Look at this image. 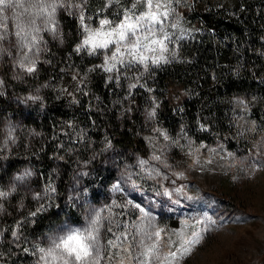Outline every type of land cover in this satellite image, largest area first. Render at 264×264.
Wrapping results in <instances>:
<instances>
[{"label": "rangeland", "instance_id": "obj_1", "mask_svg": "<svg viewBox=\"0 0 264 264\" xmlns=\"http://www.w3.org/2000/svg\"><path fill=\"white\" fill-rule=\"evenodd\" d=\"M195 1L171 0L168 5L170 12L163 21V31H156L152 37L164 40L166 51L161 52L159 44L152 46L154 51L143 50V54L148 57L147 68L143 63H129L131 58L125 57L124 66L117 64L112 72L104 71L99 66L104 65L105 55L111 56L114 51L115 45H110L109 49H97L92 56L100 57L99 61L85 66L79 73L71 68L69 86L67 84L65 89L64 85H59L56 96L64 91L71 97L70 102L77 101L74 89L84 83L83 71L99 68L121 93L117 104L119 112H129L134 93L147 89L148 71L174 57L177 43L192 33V26L184 13L191 10ZM115 2L117 0L111 3L106 0V5ZM132 2L130 0L129 4H125L120 14L113 13L112 16L104 15L93 20L92 15L85 13L83 2L71 0L73 5L79 4L81 7H58L55 19L57 21V14L62 9L76 13L79 18L83 11L85 25L97 29L100 28L101 19H108L112 24L105 26L107 30L120 23L125 9L130 8ZM161 2L167 3V0ZM64 3L67 5L69 0H64ZM38 4L39 0H13L12 7L0 12V66L6 69L13 81L26 88L14 96L20 109H28L38 102L45 103V84L39 81L40 62L48 63V42L60 40L58 21L56 33L45 30L43 20L36 16ZM146 10L142 0L134 11L139 14ZM34 17L41 31L37 33L39 41L33 46L30 37L22 40L15 33L18 24H26ZM156 27L159 29L160 25ZM165 34L167 39H164ZM85 35L83 31L78 44ZM24 44L32 50L29 51ZM25 53L29 60L36 61L32 73L19 66ZM78 53L89 54V51L84 49ZM161 55L164 60L152 63L153 59ZM131 84H136V87L130 89ZM3 91L4 78L0 73V93ZM250 104L249 99L242 95L233 100L236 132L247 143L246 149L236 151L226 149L219 142L194 141L190 137L171 135L156 121V100L142 110L146 122V130L142 134L150 148L144 157L107 142L96 149L93 142L89 144L84 139V132L80 134L76 131L70 136L61 129L59 138L53 135L56 158L47 177L41 178L31 163L16 169L7 180L0 169V192L6 194L0 196V264H45L41 259L44 254L39 249H47L53 238L65 234L71 228L88 227L90 219L97 212L101 216L97 225L101 264H137L142 259L139 256V242H149L147 235L156 229H163L160 253L163 255L169 251V242H172L171 250L174 251L181 239L177 233H182L184 237L190 236L193 225L196 230H203L206 226L203 221L206 219L215 220L216 224L210 226V231L203 233L201 242L177 264H264V129L251 117ZM17 115H10L4 121L0 137V164L12 157V150L20 140L30 147L37 145L39 148L44 144L45 137L40 135V131L25 124ZM78 136L79 140L75 138ZM86 153L87 157H83ZM140 160L147 163L141 166ZM63 161L72 165L66 182L65 200L66 206L70 205L76 210L77 220L66 216L52 227L32 236L25 217L31 216L42 205L44 208L58 201L57 184L63 175ZM102 173L110 177L105 183ZM178 173H183V176H178ZM114 185H118V190ZM178 188L182 190L177 192ZM15 197H18V202H15ZM137 204L145 211L141 212L135 207ZM14 206L16 209L12 212ZM197 220L202 223L197 225ZM141 228L143 232L138 231ZM113 233H127L128 238L121 247L108 245V240L114 239ZM152 264L157 262L153 261Z\"/></svg>", "mask_w": 264, "mask_h": 264}, {"label": "trees", "instance_id": "obj_2", "mask_svg": "<svg viewBox=\"0 0 264 264\" xmlns=\"http://www.w3.org/2000/svg\"><path fill=\"white\" fill-rule=\"evenodd\" d=\"M76 1L84 3L85 13L92 15L93 20L120 14L130 2L119 0L106 7V0ZM184 15L189 19L192 33L177 43L174 57L148 71L147 89L134 93L130 111L119 112L117 104L121 93L99 68L83 71L84 83L74 89L77 101L70 102L71 97L64 91L56 96L59 85H64L65 89L67 84L69 86L71 68L79 73L100 58L75 51L83 32L80 18L74 12L59 10L60 40L48 42V63L40 62L39 81L45 84V103L20 109L14 96L26 88L13 81L0 66L4 78V91L0 93V137L5 119L13 114H18L25 124L38 129L45 137L39 148L19 141L12 150V157L0 164L4 179L25 163L35 166L41 178L47 177L56 158L53 135L59 138L61 129L70 136L76 131L84 132V139L89 144L93 142L96 149L107 142L146 156L150 148L142 134L146 130L142 110L153 100H156V121L171 135L219 142L230 151L246 149V141L236 132L233 100L240 95L249 99L251 117L264 129V0H196ZM83 157H87V153ZM61 165L63 175L57 184L58 201L35 216L25 217L32 236L66 216L77 220L76 210L66 206L65 200L72 165L67 161ZM101 176L104 183L110 179L105 173ZM15 209L16 206L12 212Z\"/></svg>", "mask_w": 264, "mask_h": 264}, {"label": "snow or ice", "instance_id": "obj_3", "mask_svg": "<svg viewBox=\"0 0 264 264\" xmlns=\"http://www.w3.org/2000/svg\"><path fill=\"white\" fill-rule=\"evenodd\" d=\"M113 0H109V3ZM118 2V0H117ZM142 2V0H133L131 7L125 9L124 16L119 24L110 27L105 30L106 25H111L112 22L108 19L100 20V28L91 29L84 24V13L80 12V23L83 31L86 35L83 37L81 43H79L75 51L80 52L84 49H88L89 54H96L97 49H109L110 45H115L114 51L111 56L105 55L104 65L102 67L106 72H112L117 64L121 66L125 65V57H130L131 62L143 63L147 68L146 61L148 57L143 54V50L154 51L153 45H161V52L166 51V45L164 40L153 39L156 31H163V21L167 19L170 12L168 5L171 0H167V3H162L161 0H143L146 11H142L137 14L134 10ZM13 0H0V12H3L4 8L12 7ZM108 5H106L107 7ZM34 7H37L34 5ZM58 7H81L79 4L73 5L71 0L65 5L64 0H39L38 10L36 13L37 17L43 20L45 30L53 33L57 32V21L55 19L56 10ZM163 8L164 11H160ZM157 25L160 28L157 29ZM175 27V25H174ZM16 36L22 40L31 39V44L34 46L40 39L37 33L41 29L36 24V18L29 19L26 24L17 25ZM2 38V37H0ZM164 39H167L165 34ZM28 47L31 51V47L27 44L23 45ZM160 60H164L161 55L156 59L152 60V63H159ZM27 61V64L25 63ZM112 61V63H109ZM166 62V61H165ZM35 60H29L27 53H25L22 59L19 61V66L25 69L28 73L35 71ZM136 84L129 85V88H135ZM29 99H39V97H29ZM154 115V112L152 113ZM167 139V136H165ZM159 159V157H154ZM147 161L140 160L141 166L145 165ZM159 174V173H157ZM178 176H183V173H178ZM114 188L118 190V185H114ZM182 189H176L180 192ZM54 192L55 189H52ZM167 191V190H165ZM6 195L0 192V196ZM179 203V201H176ZM141 212L145 210L140 205H135ZM43 210V205L37 208L31 215L35 216L38 212ZM145 215H148L145 213ZM101 219L100 213L97 212L94 217L90 219L88 227L84 229L71 228L66 231L65 234L55 237L51 241L50 247L47 249L40 248L39 251L44 255L41 257L45 261V264H101L102 254L101 248L98 246L99 229L97 225ZM202 221L197 220L196 224H201ZM205 228L203 230H196V226L193 225V231L190 236L184 237L182 233H177L180 236V243L175 247V250H171L173 247L172 242H169V251L166 254L160 253L161 245V233L163 229H156L154 232L147 235V240H141L139 242V256L142 259L137 261V264H152L156 261L157 264H177L185 255L192 252L195 245L199 244L203 239V233L211 230V225H215L216 221L212 219H206L203 221ZM111 231V229H109ZM139 232H143L144 229H138ZM114 239L108 240V245L113 248L121 247L122 242L127 240V233L117 235L113 233ZM131 248V245L129 246Z\"/></svg>", "mask_w": 264, "mask_h": 264}]
</instances>
